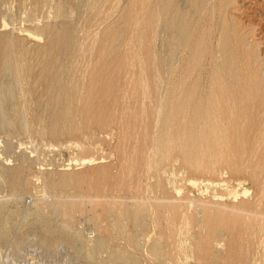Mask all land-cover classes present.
Returning <instances> with one entry per match:
<instances>
[{"label": "bare ground", "instance_id": "1", "mask_svg": "<svg viewBox=\"0 0 264 264\" xmlns=\"http://www.w3.org/2000/svg\"><path fill=\"white\" fill-rule=\"evenodd\" d=\"M8 1L0 130L34 154L78 151L63 170L0 164V187L35 198L39 246L108 264H264V47L251 19L264 33V0H14L21 28ZM7 204L0 241L18 213Z\"/></svg>", "mask_w": 264, "mask_h": 264}, {"label": "rangeland", "instance_id": "2", "mask_svg": "<svg viewBox=\"0 0 264 264\" xmlns=\"http://www.w3.org/2000/svg\"><path fill=\"white\" fill-rule=\"evenodd\" d=\"M13 1L14 0H11V1H8L4 4V8L6 7L7 9L5 8L6 11L3 10L2 13L4 11L7 12V10H8V12L6 14H5V12L3 14H5L4 17L6 18L7 23H9V26H11L10 23H12L13 24L12 28H13V26L16 28L17 25H18L17 28L18 27L21 28V26L25 25L24 22H22V20H19V18H22V16H21L22 14L20 12L21 10L20 9H18V11L16 10L17 8H19L18 4L16 3V1H14V2ZM247 1L248 0H246V3H247ZM260 1L262 2V0H258L257 2H260ZM249 2H248L249 5L252 6V5H254V3H256V0H252V1L249 0ZM246 3H244V5ZM15 5L17 6V8H15L16 7ZM249 5L247 4L245 6L250 7ZM254 6H252V7H254ZM2 7H3V4L1 6V8ZM252 7H250V9H252ZM250 9L248 11L253 12ZM255 9H257V8H255ZM16 11L18 14L16 13ZM250 14L252 15L253 13H250ZM250 14H248V15H250ZM19 15H20V17H19ZM16 17L18 18V20H16L17 19ZM11 18H13V19H11ZM251 19H252V23H253L252 25L253 26L256 27V24L258 25L257 29H256V39L258 38L259 41L263 42L262 46L264 47V36H263L264 33H261L262 30H260V28L261 29L263 28V27H261L262 21H259L255 17H254V20H253V17ZM15 21H17V23ZM20 21L23 23V25H21L22 23H20ZM245 21H246V19H245ZM6 81H7V79H6ZM12 137H13V139L10 136H8L3 130H0V164L2 163V165L3 164L9 165V166H14L15 164L18 165L20 163V158L22 156L29 157L31 159H33L35 156L36 158L40 157L39 159L42 161L44 159V162H42V161L41 162L46 166V168H45L46 170H55V169H58V170L62 169L63 170L65 168L67 169L66 164L68 163V160L70 159V157L78 155L77 150H74V149L68 150V149H65V147L64 148L62 147V149H60L59 147L58 148L56 147V148H54L55 150L53 148H49V151H46L48 148L46 150L40 149V151L38 149L39 152H35V154H34L31 152L32 146L30 147V145H28V143H27L28 142L27 137H24V136H12ZM23 143L25 145H23ZM2 145H4V146H2ZM58 149H60V150L58 151ZM63 149L66 151H64ZM45 151L47 152L46 154H44ZM36 153H38L39 156ZM41 154H44L43 157ZM5 155L10 156V157H6ZM31 156H33V157H31ZM67 157H69V158H67ZM36 158H34V159H36ZM49 158H52V159H50V161H49ZM13 160H14V162H13ZM107 160H109V161H105V162L113 161L111 159H107ZM48 161L49 162L52 161V162L49 163ZM47 162L51 166L52 165L53 166L52 167L50 166L51 167L50 168L49 164ZM34 164H35L34 165L35 168L38 169L39 166L36 163H34ZM60 165L63 168H61ZM45 166H43V167H45ZM224 177L227 178L228 176L226 175ZM241 185H242V187L238 188L239 191H242L243 188L250 189V187H251L250 182H248L246 180L245 181L242 180ZM0 191H1V193H0V205L8 203L7 205L8 206L10 205L12 207L11 208L9 206L10 210H14V211L17 210L18 211L16 216L13 215L8 220L9 221V227H10V233H9L8 237L5 240L0 241V264H87V263L88 264H108L106 258L105 259L103 258L100 261H91V262L87 261L83 256H82V258L81 257L78 258V256L77 257L75 256L73 249H71L67 244H65L62 241H58V243H55L51 247H48V246L44 247V245L39 246L42 242L41 238L39 236V233L36 230L37 224H39V220H38L39 218H37L38 216L34 212V208H33L34 205L32 206V203H33V201H35V198L33 199V197L30 195H21V197L20 196H11L10 190L5 185H2L0 187ZM193 195L198 196V197L204 196L203 193L197 192V191L193 192ZM22 196H24V199L22 198ZM206 196H208V194ZM11 197H13V198H11ZM239 198H241V196H239ZM10 199H12V200H10ZM15 199H16V201H15ZM224 199L227 202H229V201L231 202L232 200H234V198L231 195H226L224 197ZM21 200H22V202H21ZM13 207H15V209ZM81 218L80 219L78 218L79 220H77L78 223H76V227L79 228L81 230V232L83 231L82 235L87 236V237H93L94 236V233H93L94 228L92 227L91 223H89L88 221H85L87 219L86 216L83 215V216H81ZM44 220H41V223ZM55 222H58L57 218L55 219ZM34 230L36 231V233ZM25 236L26 237L29 236V237L26 238ZM22 238L25 240L26 244L23 243L24 240ZM27 242H28V244H27ZM20 245H21V247H20ZM22 245L24 247H22ZM45 253H47V255H45ZM14 254H16V255H14ZM14 256H16V257H14ZM26 256H28V257L25 258ZM102 256L105 257L104 254ZM73 259H75V262ZM85 261L87 263H84ZM193 262L194 261H190L187 264H196L195 262L194 263Z\"/></svg>", "mask_w": 264, "mask_h": 264}]
</instances>
